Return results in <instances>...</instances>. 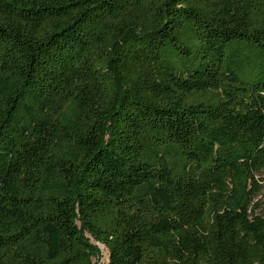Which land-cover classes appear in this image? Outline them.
<instances>
[{
	"label": "trees",
	"instance_id": "1",
	"mask_svg": "<svg viewBox=\"0 0 264 264\" xmlns=\"http://www.w3.org/2000/svg\"><path fill=\"white\" fill-rule=\"evenodd\" d=\"M264 0H0V264H264Z\"/></svg>",
	"mask_w": 264,
	"mask_h": 264
},
{
	"label": "rangeland",
	"instance_id": "2",
	"mask_svg": "<svg viewBox=\"0 0 264 264\" xmlns=\"http://www.w3.org/2000/svg\"><path fill=\"white\" fill-rule=\"evenodd\" d=\"M256 200L260 201V207L258 210L264 209V183L262 184L261 193L258 195ZM84 236L88 238L89 243L94 245L98 250V256L95 257L94 261L98 264H106L108 260V252L106 248L93 241L87 234H84Z\"/></svg>",
	"mask_w": 264,
	"mask_h": 264
}]
</instances>
